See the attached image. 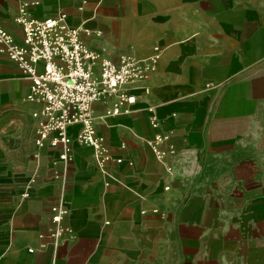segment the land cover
I'll list each match as a JSON object with an SVG mask.
<instances>
[{
    "label": "crops",
    "instance_id": "crops-1",
    "mask_svg": "<svg viewBox=\"0 0 264 264\" xmlns=\"http://www.w3.org/2000/svg\"><path fill=\"white\" fill-rule=\"evenodd\" d=\"M60 13L135 59L136 100L93 104L106 163L78 125L39 146L41 105L0 43V264H264V0H0L18 44L20 17Z\"/></svg>",
    "mask_w": 264,
    "mask_h": 264
},
{
    "label": "built area",
    "instance_id": "built-area-1",
    "mask_svg": "<svg viewBox=\"0 0 264 264\" xmlns=\"http://www.w3.org/2000/svg\"><path fill=\"white\" fill-rule=\"evenodd\" d=\"M19 23L22 43H16L1 23L0 43L6 45L10 59L30 78L26 99L41 105L34 113L40 117L37 145L69 148L72 138L68 130L78 125L77 142L92 146L97 160L106 163L111 155L103 150L93 104L105 95L118 94L120 99L112 113L119 114L125 102H134V96L120 89L140 76L137 62L127 55L114 61L91 49L81 39L80 30L68 23L66 13L44 19L20 17ZM165 140L166 136L156 135L150 142L158 157L164 153L160 146ZM52 211L57 222L68 213L59 206H53Z\"/></svg>",
    "mask_w": 264,
    "mask_h": 264
}]
</instances>
